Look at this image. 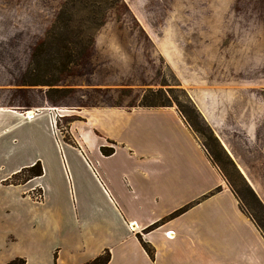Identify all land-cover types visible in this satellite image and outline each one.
Masks as SVG:
<instances>
[{"label": "crops", "instance_id": "obj_1", "mask_svg": "<svg viewBox=\"0 0 264 264\" xmlns=\"http://www.w3.org/2000/svg\"><path fill=\"white\" fill-rule=\"evenodd\" d=\"M45 100L0 87V264H87L106 250V264H264V236L174 107L81 108L58 144ZM37 163L41 176L11 183Z\"/></svg>", "mask_w": 264, "mask_h": 264}, {"label": "rangeland", "instance_id": "obj_2", "mask_svg": "<svg viewBox=\"0 0 264 264\" xmlns=\"http://www.w3.org/2000/svg\"><path fill=\"white\" fill-rule=\"evenodd\" d=\"M120 1L93 32L87 57L56 84L67 95L45 100L63 116L61 141L72 143L68 124L81 108L140 107L143 96L160 90L190 119L201 145L208 143L206 126L212 130L256 197L220 158L240 190L239 204L264 236V0ZM61 2L0 0V87H25L32 47ZM84 18L77 11L74 24ZM25 88L44 96L48 89ZM7 99L8 107L18 104L16 95Z\"/></svg>", "mask_w": 264, "mask_h": 264}, {"label": "trees", "instance_id": "obj_3", "mask_svg": "<svg viewBox=\"0 0 264 264\" xmlns=\"http://www.w3.org/2000/svg\"><path fill=\"white\" fill-rule=\"evenodd\" d=\"M119 2L121 1L63 0L50 26L45 30L42 39L32 47L30 63L21 76L20 84L25 87L39 85L47 86L48 89L45 92V97L49 102H53V100L57 98L61 99L65 97L68 91L56 88V84L61 82L62 77L67 74L73 66L79 65L85 57H87L93 45V32L95 30L97 31L104 24L106 14L112 9H115V6L119 4ZM77 11L85 14V18L80 21L77 19V24H74L73 15ZM87 31L90 33H86ZM149 93V97L146 95L143 96L142 102L139 104L140 107H171L169 100H165L162 96V91L157 90ZM178 111L185 120V123L191 127L192 123L190 119L185 117L181 110L178 109ZM192 111L198 118L199 113L196 109L192 108ZM206 130L208 131V137L206 139L208 143L206 145L202 144V147L207 152L211 162L220 171L221 176L226 180L228 186L232 190V194L241 201L240 190L237 189L236 181L229 175L225 166L219 164L220 158L225 165L232 168L234 177L243 187V191H246L255 199L256 197L253 191L241 176L240 172L229 158V155L219 144L212 130L207 126ZM210 145L213 149L210 148ZM101 152L103 155H111L113 149L102 147ZM41 169L39 163L28 169H21L13 176L11 183L13 185H23L33 177L41 176ZM19 176H21L22 179L18 178ZM241 208L243 209L242 206ZM142 246L143 249L152 256V250L143 242ZM109 258L110 255L106 250L102 256L93 259L91 262L89 261L87 264H106ZM7 264H25V261L20 258H14Z\"/></svg>", "mask_w": 264, "mask_h": 264}, {"label": "built area", "instance_id": "obj_4", "mask_svg": "<svg viewBox=\"0 0 264 264\" xmlns=\"http://www.w3.org/2000/svg\"><path fill=\"white\" fill-rule=\"evenodd\" d=\"M50 109L52 110V113H50L52 115L49 117V125H50V128L52 130V133H53L52 135H53L56 143L59 144L61 142L60 135H62V133H61L59 127L57 126V117L60 118V117H63V116L61 114H59L57 108H50ZM54 111H56V112H54ZM28 112L29 111H25L24 118H26V119L29 120V119H32L33 116L37 115L38 109L33 110L32 111L33 112V115H30L29 117L27 116V113ZM33 198L36 201H39L40 202L41 199H42L41 193H39V192L35 193L34 196H33ZM168 235H169V233H168Z\"/></svg>", "mask_w": 264, "mask_h": 264}, {"label": "bare ground", "instance_id": "obj_5", "mask_svg": "<svg viewBox=\"0 0 264 264\" xmlns=\"http://www.w3.org/2000/svg\"><path fill=\"white\" fill-rule=\"evenodd\" d=\"M30 115H33V112H32V111H30V112L27 113V116H28V117H29Z\"/></svg>", "mask_w": 264, "mask_h": 264}]
</instances>
